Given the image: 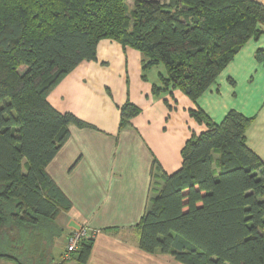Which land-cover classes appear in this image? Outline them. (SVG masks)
<instances>
[{
    "label": "trees",
    "instance_id": "16d2710c",
    "mask_svg": "<svg viewBox=\"0 0 264 264\" xmlns=\"http://www.w3.org/2000/svg\"><path fill=\"white\" fill-rule=\"evenodd\" d=\"M263 31L257 0H134L131 8L126 0H0V257L57 261L55 219L71 203L46 167L69 125H91L58 112L49 95L97 58L100 41L139 51L145 72L164 65L154 94L180 90L196 102ZM140 113L126 103L120 128ZM192 114L207 129L186 142L182 167L154 183L137 225L140 248L181 264H264V162L246 139L253 118L231 110L216 124L199 108ZM93 244L82 242L64 264H87Z\"/></svg>",
    "mask_w": 264,
    "mask_h": 264
},
{
    "label": "crops",
    "instance_id": "0c3cea01",
    "mask_svg": "<svg viewBox=\"0 0 264 264\" xmlns=\"http://www.w3.org/2000/svg\"><path fill=\"white\" fill-rule=\"evenodd\" d=\"M258 50L264 51V31L196 102L180 90L154 94L166 68L145 72L139 51L109 39L99 42L95 60L82 62L59 83L49 95L51 105L91 127L69 125L68 140L46 167L71 203L55 219L61 231L53 248L57 260L67 236L87 228L97 232L87 264H181L142 250L137 225L154 183H163L159 176L177 172L186 142L207 129L192 114L198 108L216 124L231 110L253 118L247 145L264 162V61L256 58ZM126 103L141 113L121 129ZM0 264L16 263L0 257Z\"/></svg>",
    "mask_w": 264,
    "mask_h": 264
},
{
    "label": "built area",
    "instance_id": "2783aa9c",
    "mask_svg": "<svg viewBox=\"0 0 264 264\" xmlns=\"http://www.w3.org/2000/svg\"><path fill=\"white\" fill-rule=\"evenodd\" d=\"M96 235V231H90L87 228L72 231L66 238L65 250L59 260L50 264H64L70 261L78 253L81 243L86 240H94Z\"/></svg>",
    "mask_w": 264,
    "mask_h": 264
},
{
    "label": "rangeland",
    "instance_id": "374dc122",
    "mask_svg": "<svg viewBox=\"0 0 264 264\" xmlns=\"http://www.w3.org/2000/svg\"><path fill=\"white\" fill-rule=\"evenodd\" d=\"M160 1H167V0H160ZM126 2H127V4H129V6H130V8L133 6V4H134V0H126ZM157 67V66H156ZM158 68H163V69H165V66L164 65H160V66H158ZM26 67H24V66H22V67H20L19 68V73L20 74H23L25 71H26ZM2 233H3V229L2 230H0V240H3V238H4V236H2ZM66 240L63 242V244L65 245L66 243Z\"/></svg>",
    "mask_w": 264,
    "mask_h": 264
}]
</instances>
